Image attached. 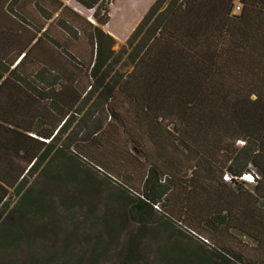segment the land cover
Listing matches in <instances>:
<instances>
[{
  "label": "trees",
  "instance_id": "16d2710c",
  "mask_svg": "<svg viewBox=\"0 0 264 264\" xmlns=\"http://www.w3.org/2000/svg\"><path fill=\"white\" fill-rule=\"evenodd\" d=\"M73 1L94 24L64 6L52 19L74 44L49 37L63 64L0 41V248L32 247L31 264L118 246L115 264H264V0H154L118 50L112 0ZM99 190L101 212L88 200L45 257L47 213Z\"/></svg>",
  "mask_w": 264,
  "mask_h": 264
},
{
  "label": "rangeland",
  "instance_id": "374dc122",
  "mask_svg": "<svg viewBox=\"0 0 264 264\" xmlns=\"http://www.w3.org/2000/svg\"><path fill=\"white\" fill-rule=\"evenodd\" d=\"M153 1L154 0H112V2L109 4V19L103 28L112 34L114 38L112 48L114 50H118L120 47L125 46L126 37L130 34L132 29L136 26L139 19L147 11ZM83 13H86V11H83ZM129 68L130 64L128 63L127 59L122 57L119 70L124 71L128 70ZM96 108L97 106H94V109ZM79 115L80 114H78V117ZM95 116H98L96 112L93 114L94 118ZM83 132L84 131L82 130V134H80L83 135ZM92 173L95 175L94 172ZM95 176L96 178L101 179L99 176ZM36 181V173H30L25 177V185H30L33 188L40 186V183ZM103 193H105L103 190H99L98 192L92 191L90 196L83 197V201L81 203L82 208L74 209L72 214L66 213V211L61 208L58 209L56 214H53L52 212L47 213L46 217L54 218L55 223L51 228L49 241L47 242L45 250L42 251L45 257L60 253L64 246L65 236L74 225L79 224L82 218V213L85 211V204L88 202V200L91 202V204H93L98 213L101 212V209L104 207L103 205L106 203V201L102 200ZM14 199L15 196L11 193L10 201L13 203ZM3 216L4 214L1 215V217ZM32 249V247L27 249L23 245L17 250L10 248H0V264H10L12 263L10 261H15L20 264H22L23 261L24 264H31L29 262V256L32 254ZM118 249L119 246L115 248V251L112 253V255L108 256L107 260H104L99 264H115L117 259L116 252Z\"/></svg>",
  "mask_w": 264,
  "mask_h": 264
},
{
  "label": "crops",
  "instance_id": "0c3cea01",
  "mask_svg": "<svg viewBox=\"0 0 264 264\" xmlns=\"http://www.w3.org/2000/svg\"><path fill=\"white\" fill-rule=\"evenodd\" d=\"M11 1L12 0H0V41L2 40L4 43L13 44H36L35 47H43L46 49V53L49 55V57L46 59L49 58L55 61L59 60L62 61V64L64 63L63 60H61L59 57L56 58L55 54H52V51L49 48V46L52 44L51 38L49 37L58 38L65 44V46H74V44H70L72 39L67 38L65 32L63 33V31L60 30V25L57 24V22L55 23L54 20L52 21V19L57 16L61 8L64 6L65 8L63 9V13L66 16L76 19L77 17L69 11L73 10L80 16L84 17L87 21L94 24V21L91 18V11L82 8L73 0H15L10 6ZM59 2L60 5L58 6ZM15 6H17V10L21 15V18H16L14 15L9 14V10L7 9H11V7L13 8ZM51 8L56 9L46 20L43 21L45 9L49 10ZM66 8H69V10ZM83 11H86V13H83ZM5 13H7V15ZM79 22L80 24L83 23L81 20H79ZM108 33L111 34L110 32ZM84 44L85 42L83 40L79 41L80 46ZM74 48L75 47H73L72 50ZM37 49H33V57H30L29 59L40 60L43 58L34 56L36 53L34 50ZM78 52H80V54L84 53L82 48L81 50H78ZM40 54H43V52ZM50 55H53V58ZM20 56L16 58V61L20 58Z\"/></svg>",
  "mask_w": 264,
  "mask_h": 264
},
{
  "label": "built area",
  "instance_id": "2783aa9c",
  "mask_svg": "<svg viewBox=\"0 0 264 264\" xmlns=\"http://www.w3.org/2000/svg\"><path fill=\"white\" fill-rule=\"evenodd\" d=\"M242 178H244V179H250V175L249 174H244V175H242Z\"/></svg>",
  "mask_w": 264,
  "mask_h": 264
}]
</instances>
